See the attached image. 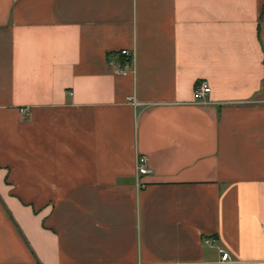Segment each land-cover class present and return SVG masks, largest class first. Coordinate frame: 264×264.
<instances>
[{"label":"crops","instance_id":"1","mask_svg":"<svg viewBox=\"0 0 264 264\" xmlns=\"http://www.w3.org/2000/svg\"><path fill=\"white\" fill-rule=\"evenodd\" d=\"M0 264H264V0H0Z\"/></svg>","mask_w":264,"mask_h":264},{"label":"built area","instance_id":"2","mask_svg":"<svg viewBox=\"0 0 264 264\" xmlns=\"http://www.w3.org/2000/svg\"><path fill=\"white\" fill-rule=\"evenodd\" d=\"M123 54L124 55H127L128 57H133L134 56V52L132 51H123ZM123 74H127L128 72L125 71V70H120ZM212 92V87L211 85L209 84L208 81H201L199 82L197 85H196V88H195V99L197 101H200V102H204L205 99L211 94ZM28 109L26 108H23L21 109V111L23 113H27ZM153 172V169L149 166V160H148V157L146 155H141L138 157V161H137V173H138V176H141V175H147V174H150ZM220 252L222 254V260L224 261H229L231 260V254L226 251L225 249H220Z\"/></svg>","mask_w":264,"mask_h":264}]
</instances>
